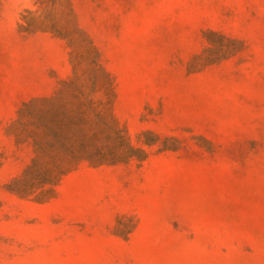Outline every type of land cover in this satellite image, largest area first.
<instances>
[{
	"label": "rangeland",
	"instance_id": "rangeland-1",
	"mask_svg": "<svg viewBox=\"0 0 264 264\" xmlns=\"http://www.w3.org/2000/svg\"><path fill=\"white\" fill-rule=\"evenodd\" d=\"M0 264H264V0H0Z\"/></svg>",
	"mask_w": 264,
	"mask_h": 264
}]
</instances>
